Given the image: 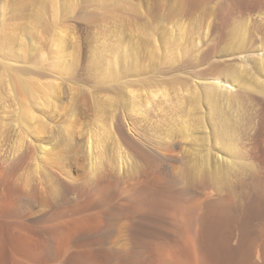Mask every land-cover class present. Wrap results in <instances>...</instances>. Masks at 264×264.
Segmentation results:
<instances>
[{
  "label": "bare ground",
  "instance_id": "obj_1",
  "mask_svg": "<svg viewBox=\"0 0 264 264\" xmlns=\"http://www.w3.org/2000/svg\"><path fill=\"white\" fill-rule=\"evenodd\" d=\"M176 2L180 18L192 19V29L190 48L175 65L176 104L161 115L165 132L152 137L144 125L120 113L119 135L140 162L126 177L125 190L115 193V176L98 165L88 183L61 180L74 193L71 202L66 196L53 199L37 212L34 191L14 185L15 169L0 161V264H66L69 253L71 264H122L118 255L126 257L140 247L139 241L135 231H125L123 241L113 240L107 209L115 200L124 206L131 232L132 215L141 212L128 203L135 190L155 189L165 181L173 183L172 202L151 212L155 219L168 216L174 229L173 243L162 245L165 256L184 245L201 263L200 243L208 245L218 237L230 264H264V0ZM162 96L169 98L167 92ZM126 191L133 194L126 196ZM48 246L50 255H44Z\"/></svg>",
  "mask_w": 264,
  "mask_h": 264
},
{
  "label": "rangeland",
  "instance_id": "obj_2",
  "mask_svg": "<svg viewBox=\"0 0 264 264\" xmlns=\"http://www.w3.org/2000/svg\"><path fill=\"white\" fill-rule=\"evenodd\" d=\"M176 1L0 0V161L15 169L14 185L34 191L35 212L53 199L66 196L71 202L74 193L64 187L63 179L73 185L88 183L100 168H109L115 176V193L125 190V181L140 162L119 135L120 113L144 125L152 137L162 135L163 110L176 104L175 65L190 48L192 29V19L180 18ZM24 152L27 158L18 162ZM171 183L123 193L133 194L128 203L141 211L132 215L131 232L124 206L115 200L107 209L115 229L113 240L123 241L125 231L137 232L133 235L140 247L126 257L118 255L119 260L124 258L122 264H155L154 257L160 260L156 264H164L165 258L169 264L173 260L196 264L184 245L173 248V253L168 250L169 256L162 252V245L173 243L174 229L168 216L155 219L151 212L157 205L171 204ZM217 239L212 245L200 243L205 255L197 264H230L231 256L220 250ZM207 247L214 254H208ZM46 248L43 254L50 255V247ZM70 254L66 264H71Z\"/></svg>",
  "mask_w": 264,
  "mask_h": 264
}]
</instances>
